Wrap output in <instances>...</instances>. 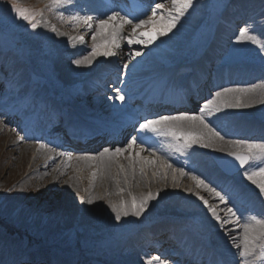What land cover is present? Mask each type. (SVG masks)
Instances as JSON below:
<instances>
[{
    "label": "bare ground",
    "instance_id": "obj_1",
    "mask_svg": "<svg viewBox=\"0 0 264 264\" xmlns=\"http://www.w3.org/2000/svg\"><path fill=\"white\" fill-rule=\"evenodd\" d=\"M166 1V0H165ZM164 1V2H165ZM171 4V0H168ZM206 0H194V5L189 11L185 14L184 19L178 23V26L173 29L168 36L160 39L161 41V49L166 47L169 49L167 53V57L175 58L181 52L186 54L190 51V42L189 36L194 33L198 27L202 24L201 12L204 9V4ZM245 15H251L256 12L264 17V0H241ZM77 4L84 5L83 0H73L72 4H69L65 7V10L70 13V15L80 14V15H90L85 10H77L75 6ZM164 5L163 9L158 10L156 16L154 18L152 25L156 28L161 26V22L158 20V17L161 15H166V10L171 9L172 5L169 6ZM240 6V5H239ZM227 8L220 17L217 16L216 26L214 29L213 35L210 37L209 47L207 52L201 59L197 61V63L193 66L190 72H186L185 77H192L190 81L194 85H198L199 78L202 73H207V75L217 76L220 71V80L223 77L231 78L234 72H244L246 71L245 67H242L244 62L249 60H255L256 57L259 58L256 61L255 69L256 71H262L257 75V77L249 76L247 79L241 78L236 79L233 82H228L227 84L220 85L214 88V90L210 93L208 97L203 98L201 100L199 108L205 103L207 99L212 98V94L216 91H219L223 88H253L255 87V92L250 93L249 97H255L256 103H252V100H246L247 98L241 99L242 102H246L249 104L248 107L241 108H230L223 109L222 113H217L215 117L210 118L212 124L215 128L221 133V131L229 130V125H236L235 131H240L241 133L247 135L257 134L255 138H244L254 142L264 141V89H262L261 85L256 84L257 80L263 77V85H264V52L260 51L257 45L252 44L248 41H237L236 37L239 34V28L242 27L241 24L235 26V23L232 26L227 25L226 22L231 21V19L236 15V17H241L242 12L236 11L232 12ZM105 17L104 19H106ZM235 22H238L235 20ZM83 28V31H81ZM79 29V33L85 35H92L96 31L95 21H93V27L91 30L86 27H81ZM252 34L257 35L258 38L264 41V29L256 28L255 32ZM132 35V30L123 29L121 41L125 38H128ZM102 37L103 41H100L98 37H96L95 41L103 44L105 40L104 35H99ZM69 37L66 35H58L53 36L52 41L54 43L51 44L50 48L46 53L45 58H38L37 61L41 64L42 68L39 69L44 72L46 75H51L52 77H56L64 72H71L81 67V65H75L72 63L73 60L76 59H84L87 56H77L80 51H83L87 48L84 45V42L81 43L77 40L69 41ZM73 37H76L73 36ZM110 38V37H107ZM125 41L121 42L122 46H126ZM187 44V45H186ZM118 48V49H121ZM142 48V45H135V49ZM141 49V50H142ZM123 51V50H121ZM60 52H63L64 55H60ZM143 52L146 54H142L140 57H134V54L130 56L127 60L136 59L139 61V65L143 66L145 63L153 64L158 60L159 57L164 56L160 51H152L149 49H143ZM253 56V57H252ZM104 57V56H102ZM178 57V56H177ZM176 57V58H177ZM106 58V57H104ZM4 57L0 56V60H3ZM126 63V62H125ZM254 67V66H253ZM3 66L0 67V91H3V96L6 100L12 101L15 100V96L8 97L6 95L7 89L3 84V81L6 80L10 82V86L17 95L16 104H20V98L23 95H27L28 97L35 99V94H30V90L32 88H36L38 93L44 95L48 92V87H39L35 86L25 79L24 71L21 69L20 64L11 63L6 69ZM207 70V72H206ZM150 68L142 71L139 75L146 74L150 72ZM102 72V70H99ZM131 76H136L134 72H130ZM206 75V76H207ZM238 76H242L241 74H237ZM68 82L65 84L67 88L72 87V81L70 78H67ZM108 78H105V80ZM245 80H247L245 85ZM87 83V79H86ZM82 84L79 83V85ZM206 85L202 88H205ZM201 90V89H200ZM196 90H191V94H195L197 98L203 97L205 92H200ZM109 99H103L100 95H89V93H82L81 98L86 99L90 97L93 103L89 104L90 109L93 111V115H104L107 112V109L114 103L115 99L112 92L109 93ZM230 96L234 94H229ZM199 96V97H198ZM55 102L61 103L65 108L69 106V108H77L80 109L74 102L69 103V99L64 97L60 92H56L54 97ZM252 99V98H251ZM54 101L50 99H46L40 103H34L37 105L38 112H36L37 119L46 118L45 113L49 111H57L62 108L57 105ZM12 106L14 104L10 103ZM85 106V104H84ZM169 107V106H168ZM52 108H55L52 110ZM28 109H23L24 113H28ZM22 112V114H24ZM171 115H179V114H171ZM259 120L260 124H257V120ZM3 121L0 123V149L3 150L7 157L9 154L16 152V156H24L27 153H32L33 157L29 161V168L27 173V178L33 179V176H36V181L41 185L46 184V186L51 189V193L46 196L44 202L48 200H52L55 203V206L43 205L42 202L39 201L38 205H34V211L27 216H24L25 219L31 218H41L46 217H57L60 220L68 222V225L61 224V227H57L56 225L50 227L52 230H56L60 234H64L67 229H71L70 236L75 235V240L83 241L84 243L87 240H90V233L93 231H102L104 232L108 230H114L115 227L120 224L128 221H136L141 222L145 221V218L157 215L164 216L165 219H183L187 216L193 217L199 220L200 225L197 227V234L200 235L201 238L205 240H210L213 242H209V245L217 250L220 255H225V258L228 260L230 264H238V258L235 260L229 261V256L232 257V253L235 252V249L231 248V238L229 235H225L222 237L220 234L225 232L221 229L217 223L211 217V214L208 212L206 207H203V202L198 199L196 195L189 193L188 189H192L196 191L198 196L204 197L205 200L209 202L210 205H215V203L220 204L217 206V212L221 215L222 218L227 216V206L221 204L217 199L214 198L213 194L209 191L205 190L203 187H197L195 181L192 179L191 174L181 175L178 169H175L172 172L173 161L170 157H168L164 151L161 154L160 151L156 152V156L154 158L145 157L136 153L133 148H129L125 145L127 152L123 151L116 160L114 157H105L103 160L98 157V153L95 154H70V158L68 155L59 156L57 150H50L44 147H35L33 143H31L26 136L20 134L18 130L10 124L8 120L0 119ZM225 122V123H224ZM219 124V126H218ZM256 128L258 130L254 131ZM221 130V131H220ZM124 136V134L120 135ZM223 136V135H222ZM6 138H11L12 143L10 148L4 150L3 149V141ZM19 137H23V139H19ZM224 139H213L211 141L205 139L203 142L208 143L209 147H203L200 143L194 144L191 148L194 151H225V150H235L228 144V141H235L239 138H231L227 136H223ZM110 138V137H109ZM167 143L170 148L175 149V141L167 136ZM114 150V148H110ZM176 151V150H175ZM139 154V155H137ZM176 154L179 152L176 151ZM207 157L206 153H202ZM93 155L97 156L96 160H87L82 157ZM188 154V151L186 152ZM163 162L166 165L171 164V167H162L158 165V163L162 164ZM93 173H95V177H93ZM225 181V179H222ZM209 183V182H206ZM210 185V183H209ZM211 186V185H210ZM15 186L9 188L8 191L14 189ZM123 189V192L120 191ZM185 190V191H183ZM247 194L251 195L252 191L250 189L243 190ZM151 192L155 195L157 192L160 193L158 198L152 201L149 205V208L146 210L144 214L140 218L129 216L123 218L122 223H117L114 219V214L111 212L109 207V202L119 203L121 199L130 201L133 196L138 199L143 197L144 195ZM80 197H84L85 202L81 203ZM92 199L93 204H88L87 200ZM8 196L5 197L3 195L1 197V204L8 208L7 204ZM48 202V201H47ZM59 207L61 210L62 216L57 214V209L54 207ZM54 208L55 210H51ZM182 210L184 212L180 213L177 210ZM253 210L256 212H264V202H258L253 206ZM42 213V216H40ZM56 215V216H55ZM54 222L49 218L48 223ZM62 222V221H57ZM170 225L175 228V223H170ZM44 226H47L45 224ZM60 226V225H59ZM230 227V226H229ZM168 228L165 226L162 231H164L161 236L165 238V240H170L171 232H166ZM160 228H157L155 231L152 229L150 233V240L155 241V234L159 231ZM191 235V234H190ZM231 235H236V232H232ZM160 240V236H157ZM195 237V236H194ZM3 243L0 241V264H10L16 260V257L13 253L14 243L12 241L3 240ZM172 242L175 243V240L171 239ZM141 248H135L130 244V242L126 240H119L117 243L112 244L107 249L106 259L107 264H148V262L153 261L155 264H159V261H163L161 259V255L164 253L162 249L170 248L171 244H164L167 247L157 248L150 246L153 248L145 249V242L139 241ZM176 247V246H175ZM21 249V247H20ZM157 254H156V253ZM51 255L47 253V251L41 252L38 251V256H33L30 252H26L23 256L18 259L17 263H20L24 259H28L30 263H35L37 257H44L45 255ZM189 254V253H188ZM197 258H201L199 263L209 264L212 262V258L208 256L207 250L203 248L198 254ZM63 260L66 264L70 261L68 255L65 254ZM47 264H51L48 262ZM72 264H77L72 262ZM165 264H168L165 262Z\"/></svg>",
    "mask_w": 264,
    "mask_h": 264
},
{
    "label": "snow or ice",
    "instance_id": "obj_2",
    "mask_svg": "<svg viewBox=\"0 0 264 264\" xmlns=\"http://www.w3.org/2000/svg\"><path fill=\"white\" fill-rule=\"evenodd\" d=\"M72 3L73 0H48L45 10L51 11L61 5ZM171 5V9L166 10V15L158 17L161 26L152 32L137 33L136 30L146 23L152 22L153 18H157V11L164 8L163 4H157L153 8L152 17L148 21L139 20L138 23L133 22L137 17L129 18L127 14L121 15L120 12H111V14L107 15L106 19H98L94 16L80 15L78 13L69 16L67 19L74 26L79 27L82 25L89 30L92 29L93 21H95L96 31L92 33L93 40L96 39L97 35H104L106 37L103 44H93L90 57L76 59L72 63L78 66L82 64L91 65L95 57L114 56L116 53L112 49L121 48L120 40L125 25H131L133 30L132 35L126 38V46L142 45L143 49L155 46L160 38L168 36L178 26L181 18L193 7L194 0H171ZM9 11L14 14V20L24 22L25 27H30L33 31L37 30L42 24L48 26V21L44 19L43 11L22 7L19 0H11ZM58 18L61 21L65 19L62 13L58 14ZM50 30L57 32L55 26H51ZM255 30V22L246 23L245 26L239 28V34L236 39L237 41L251 42L257 45L260 51L264 52V41L260 40L257 35L252 34ZM68 39L70 42L72 40L84 42V38L80 36L69 37ZM143 49L136 51L133 58L146 54L143 52ZM128 67V64L124 65V68ZM259 87L264 89V85ZM255 90V87L223 88L212 94V98L205 101L199 108L198 113L161 115L152 119H143L138 123V127L135 128L136 134L129 139L127 146L131 147L135 145L138 140H141L142 134L152 133L156 136L171 137L175 141V150L177 152L191 148L197 143H200L203 147H209L208 143L203 142L205 139L209 141L217 138L224 139L212 124L210 118L215 117L217 113H222L223 109L248 107V103L241 101V96L250 99L249 94L254 93ZM115 92L114 99L123 102L125 95L122 90L115 89ZM229 94L234 95L230 96ZM256 102L252 100V103ZM2 122L0 121V123ZM19 139H23V137H19ZM228 144L235 150L226 153V156L231 158L226 161V166L236 173H242L243 177L259 190L258 195L264 197V141L254 142L247 139H238L228 141ZM40 146L44 147L43 144ZM124 150L123 148L112 150L106 147L98 153V157L103 160L105 157L120 155ZM148 150L151 151L152 149L149 148ZM57 155H68L70 158V154L64 152H58ZM82 158L96 160L97 156L88 155ZM166 167L170 168L171 164L166 165ZM179 171L181 175L187 174L184 169H180ZM93 177H95V173H93ZM192 179L195 181L197 187H203L212 193L214 198L221 204L233 203V207L227 208V216L222 218L217 212L216 206L210 205L204 197L198 196V199L203 202L213 220L225 231L226 235L230 236L232 241L231 248L235 249L234 258H238V264H264V212L254 211L249 197L238 187L233 190L221 188L218 191L216 187H210L209 183H206L204 179H200L196 175H193ZM120 191L123 192V189H120ZM188 191L191 192V189H188ZM159 195V192L155 195L149 192L139 199L133 196L130 201L121 199L119 203L109 202V207L114 214L115 221L122 223L123 218L130 215L140 218L149 208L150 203L156 200ZM237 200L241 206L248 209L246 214H237L238 209L235 207ZM80 201L84 203V197H80ZM87 203L93 204V200L88 199ZM232 232H236V235H231ZM148 264H155V262L150 261ZM159 264H165V262L159 261Z\"/></svg>",
    "mask_w": 264,
    "mask_h": 264
},
{
    "label": "rangeland",
    "instance_id": "obj_3",
    "mask_svg": "<svg viewBox=\"0 0 264 264\" xmlns=\"http://www.w3.org/2000/svg\"><path fill=\"white\" fill-rule=\"evenodd\" d=\"M42 1L45 0H19V3L22 7H26L29 9H34L35 5H40ZM209 0V5L206 8L204 12V20L205 22L201 26V31L204 28V24L207 30L211 29V24L209 19L212 18L213 13L209 11L211 9V4ZM158 4H165L162 2H158ZM11 5V0H0V20L3 19L4 23H6V27L11 28L12 23L17 22L18 24H21L20 21H16L13 19L14 14L9 11ZM171 5V4H170ZM169 5V6H170ZM37 11H43L44 19L48 21L49 25H53L56 27L57 31L64 30L67 31L66 23L65 21H61L58 16L55 18L57 22H54L50 13L45 10H37ZM67 15V14H66ZM215 15V12H214ZM152 17V14L150 15V18ZM182 19V18H181ZM154 18L152 19L153 22ZM1 22V21H0ZM152 22L146 23L142 27L138 28L136 31L137 33L141 32H152L154 29H157L155 26L152 25ZM15 26V25H12ZM18 27V26H15ZM51 26H49L50 30ZM79 27L75 26V29L77 30ZM27 28H24L26 31ZM199 32V31H197ZM199 36L192 35L189 37L190 44L194 43V46H197V38ZM161 39V38H160ZM206 41V38L202 40L201 45H203ZM40 42H37L33 45H30L32 47V51H36L39 47ZM161 46V41H157L155 46H149L150 48H157V45ZM194 47V48H195ZM196 49H194V52ZM133 54V52H132ZM244 97V96H243ZM252 98V99H251ZM249 100H255V97H250ZM1 135V134H0ZM12 143L11 138H6L3 141V149L6 150L10 148ZM29 165H27L25 161L24 156H16V152L9 154L7 157V154L3 152L2 149H0V188H2V191L7 190L9 187L12 186V188L15 186L14 189H11L9 192H4L3 194L5 197L8 196L7 204L9 205L8 208H5L4 205L0 203V219L3 220L6 223H9L12 225L17 231L22 232L25 236H27L29 239H32L34 241H37L39 243L45 244L47 246H56L58 247H64L68 249V246H72V248H69L71 250L78 251V253L83 254V257L87 259L96 260L99 257V250L102 245H97L99 241H104L108 245L113 244L115 240L118 238L116 236L118 234L117 227L114 228V230H108L106 232L102 231H93L90 233V239L87 240L85 243L83 241H71L76 239L75 235H71L70 238L67 239L65 244H61L58 240L54 239L55 236H59L54 230L52 231L49 229L50 227L56 225L58 228L61 227V224L68 225V222H65L63 220H60L57 217H42L35 218V219H25L24 216H27L34 211L33 206L34 205H28L30 203L35 202L37 199H41V202L43 205H50L55 206L56 204L52 202V200H48L46 202V194L48 195L51 193V189H49L46 185H41L38 183L35 179H29L27 178ZM2 194V195H3ZM28 205V206H27ZM203 207L204 204H202ZM57 209V214H60L62 216L61 210L59 207H54ZM52 208L51 210H55ZM56 216V215H55ZM49 218L51 220H54V222L48 223ZM62 221V222H57ZM47 224V226H44ZM60 225V226H59ZM132 225V226H131ZM40 226H42L44 229H40ZM131 226V227H129ZM136 226L135 222L131 223H122L119 226V236H124V234H127L132 231V229ZM196 226V225H195ZM129 227V228H128ZM197 227V226H196ZM47 232V234H46ZM43 233V234H42ZM45 233V235H44ZM47 235V236H46ZM68 232L65 233V236L67 237ZM224 236V234H223ZM16 238V236H13ZM103 257V256H102ZM103 262H105V259L103 258Z\"/></svg>",
    "mask_w": 264,
    "mask_h": 264
}]
</instances>
